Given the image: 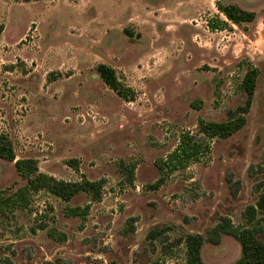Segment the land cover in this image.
Listing matches in <instances>:
<instances>
[{
  "label": "rangeland",
  "instance_id": "rangeland-1",
  "mask_svg": "<svg viewBox=\"0 0 264 264\" xmlns=\"http://www.w3.org/2000/svg\"><path fill=\"white\" fill-rule=\"evenodd\" d=\"M138 1L0 0V134L43 173L103 182L99 202L41 191L0 212V264H186L191 234L205 238L204 264L241 258L235 238H208L224 217L245 224L264 180V0H140V11ZM219 1L255 12V22L211 32L208 22L225 19ZM100 64L135 90L133 102L105 85ZM251 67L259 75L246 125L208 140L200 162L162 174L158 163L183 134L205 140L201 119L226 121L244 103ZM25 185L0 159V190ZM88 204L87 216L68 215ZM261 226L264 240V215Z\"/></svg>",
  "mask_w": 264,
  "mask_h": 264
},
{
  "label": "trees",
  "instance_id": "trees-1",
  "mask_svg": "<svg viewBox=\"0 0 264 264\" xmlns=\"http://www.w3.org/2000/svg\"><path fill=\"white\" fill-rule=\"evenodd\" d=\"M30 2L32 0H24ZM37 1V0H35ZM217 8L226 19L234 25L241 26L255 22L256 13L247 11L235 4L224 5L217 3ZM229 23L217 20L208 22L211 31L225 30ZM128 32V31H127ZM1 34V31H0ZM97 72L105 83L120 99L125 102H133L136 92L131 87L120 81L116 70L108 65L100 64ZM259 70L251 67L246 71L241 89L246 94L244 103L234 111H230L228 119L223 122H212L201 119L198 123V133L205 140L200 141L190 133L183 134L178 146L158 163L162 174L171 173L187 168L192 163H198L202 157L210 153L211 145L208 140L215 138L227 139L239 132L247 123V115L252 108ZM0 159L15 163V168L20 177L26 181V185L14 194H7L0 190V212L6 214L8 210L26 206L27 194L45 191L65 202L72 201L79 194H86L90 201L99 202L103 194V182H95L83 179L79 182L64 181L54 176L43 173L39 163L35 159L17 160L12 140L4 134H0ZM76 172L79 171L78 160L67 162ZM135 165L127 168V179L130 184L135 181ZM165 181L161 177L153 188H159ZM258 198L255 205L246 208L243 219L245 224L236 226L230 218H222L209 233L208 241L219 244L223 235L235 238L241 245L242 256L235 264H264V240L262 238L261 217L264 215V180L255 188ZM88 204L84 209L80 207L68 209L69 216H87L90 211ZM205 238L201 234L188 235L185 239L187 251L186 264H204L201 258V249Z\"/></svg>",
  "mask_w": 264,
  "mask_h": 264
},
{
  "label": "crops",
  "instance_id": "crops-1",
  "mask_svg": "<svg viewBox=\"0 0 264 264\" xmlns=\"http://www.w3.org/2000/svg\"><path fill=\"white\" fill-rule=\"evenodd\" d=\"M220 2V1H219ZM138 3V6L139 5H141L140 7H138L139 8V11L141 10V8L143 7V5H144V3H142L140 0L137 2ZM221 3V2H220ZM222 4V3H221ZM137 5V4H136ZM224 5H226V4H224ZM137 8V7H136ZM225 17V16H224ZM224 21H226V22H228L229 23V25H232L233 27H235L236 25H234V24H232L231 22H229L227 19H226V17H225V19H224ZM127 23H129V24H132L133 22H132V20L131 21H127ZM135 23V22H134ZM254 23V22H253ZM251 24V23H250ZM209 28V27H208ZM217 32L219 31L221 34L222 33H225V32H229L228 31V28L227 29H225V30H222V31H220V30H216ZM212 32V31H211Z\"/></svg>",
  "mask_w": 264,
  "mask_h": 264
}]
</instances>
